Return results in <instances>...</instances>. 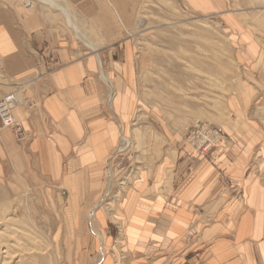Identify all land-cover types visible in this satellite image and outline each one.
<instances>
[{"label": "crops", "instance_id": "0c3cea01", "mask_svg": "<svg viewBox=\"0 0 264 264\" xmlns=\"http://www.w3.org/2000/svg\"><path fill=\"white\" fill-rule=\"evenodd\" d=\"M69 1L96 41V52L80 50L60 30L57 36L53 22L39 13L15 1L0 0V95L19 88L29 103L12 110L26 133L24 141H16L10 129L0 128V187L15 193L45 192L54 207L59 197L69 223H81L99 206L106 176L114 175L110 162L114 158L113 163L118 162L113 154L121 143L120 134L129 137L137 75L151 70L156 59L151 53L135 59L129 33L136 0ZM186 2L201 14L220 6L216 0H210L209 7ZM101 71L114 84L111 106ZM242 84L237 97L230 100L235 113L253 98L252 87ZM221 132L223 144L229 139L234 146L235 140L223 128ZM240 137L244 144L234 158L229 154L233 146L198 158L185 141L173 138L171 174L165 160L140 174L139 188H132L120 204L124 228L128 223L129 264H147L144 256L151 254H157L155 264H245L247 255L252 264H264V188L248 164L257 139L249 134ZM121 166L115 164V174ZM164 183L168 187L161 193ZM129 202L131 215L125 208ZM194 208H201L210 222ZM245 220L252 226L242 228ZM138 221L140 235L148 239L159 222L166 224L160 226L157 242L147 239L152 246L146 250L133 243ZM84 232L79 255L87 245L89 250L94 246ZM94 236L104 262L105 240ZM150 236L157 239L156 234ZM172 253L175 257H170Z\"/></svg>", "mask_w": 264, "mask_h": 264}, {"label": "rangeland", "instance_id": "374dc122", "mask_svg": "<svg viewBox=\"0 0 264 264\" xmlns=\"http://www.w3.org/2000/svg\"><path fill=\"white\" fill-rule=\"evenodd\" d=\"M11 1L53 22L57 36L60 30L61 35L80 50L92 51L71 28V24L77 26L97 50L96 41L69 0H56L59 7L68 8L69 17L41 1L32 0L30 6L25 5L23 0ZM216 1L220 3L219 8L201 14L193 10L186 0H136L134 22L129 33L135 59L151 53L156 62L151 70L138 74L135 80L136 100L128 137L131 145L120 151L122 143H118L113 154V157L119 158L115 162L122 166L115 174V158L110 162L114 174L111 191L105 194L109 183L107 175L103 194L106 199L102 197L97 211L88 212L81 223H69L63 215L65 209L58 203L59 197L54 207L46 199L45 192L28 189L15 193L0 187V264H81L80 260L84 262L88 253L95 249L97 251L90 255L86 264H129L125 243L126 238L129 244L128 223L124 228L120 204L132 188H139L140 174L152 170L164 160L167 172L171 174L173 138L185 141L198 158L210 157L223 148L233 146L228 139L208 154H198L187 140L189 130L197 124L205 123L217 129L221 141L223 128L225 134L235 140L229 152L232 158L233 153H239L244 144L241 134L256 137V148L248 164L264 188V0ZM203 2L192 0L196 6L211 5L210 0ZM242 82L252 87L253 98L242 112L235 113L230 100L237 97L243 87ZM4 95H0V99ZM19 97L23 98L22 94ZM164 185L161 193L167 189L168 183ZM125 208L131 215L130 202ZM155 209H160V206L155 205ZM194 209L198 216L210 222L211 218L201 208ZM98 210L101 213L96 214ZM9 216L12 220L6 221ZM163 224L159 222L150 230L148 239L140 235L138 221L139 232L133 242L137 249L150 248L152 245L147 244V239L157 242ZM250 226V220H245L241 227ZM90 228L105 240L104 262L99 253L101 248H97L96 237ZM84 229L94 246L89 250L87 245L79 255L78 244L82 242ZM152 234H156L157 239L151 238ZM5 249L8 250L6 259L2 257ZM12 254L15 260L6 263ZM175 255L172 253L170 257ZM144 259L147 264H155L157 254L144 256ZM251 260L252 257L247 255L244 262L252 264Z\"/></svg>", "mask_w": 264, "mask_h": 264}, {"label": "built area", "instance_id": "2783aa9c", "mask_svg": "<svg viewBox=\"0 0 264 264\" xmlns=\"http://www.w3.org/2000/svg\"><path fill=\"white\" fill-rule=\"evenodd\" d=\"M20 89L5 94L0 99V128H8L12 131L16 141L21 142L26 138V133L20 123L13 117L12 109L14 104L20 102L24 106H29L27 101L19 98ZM188 141L200 155L208 154L213 148L218 146L221 141V135L217 129L209 124H197L189 130Z\"/></svg>", "mask_w": 264, "mask_h": 264}, {"label": "bare ground", "instance_id": "6f19581e", "mask_svg": "<svg viewBox=\"0 0 264 264\" xmlns=\"http://www.w3.org/2000/svg\"><path fill=\"white\" fill-rule=\"evenodd\" d=\"M25 5L27 6H30L31 3H32V0H23ZM36 1V0H35ZM37 1H41L47 5H49L51 8L53 9H56V10H59L60 12H63V14H65L67 17H69V12H68V8L67 7H59L58 4H57V1L56 0H37ZM161 1V0H160ZM64 5H66V3H64ZM70 20V19H69ZM71 23V21H70ZM71 28L75 31H77L78 35H80L79 37L81 39L84 40V42L86 43V46L89 47V49H91L92 51L95 52L96 48H95V44L91 43L87 37L83 34V32L80 31V29L77 27V26H74L71 24ZM97 55V54H96ZM98 58V57H97ZM103 69V68H102ZM101 75V78L102 80L105 82V84L108 86L109 88V91H108V102L110 104V106L112 105V101L115 97V88H114V84H113V81L104 73V72H100L99 73ZM20 96V95H19ZM20 98V97H19ZM14 108L22 105V103L18 102L16 104H14ZM13 108V109H14ZM12 109V110H13ZM22 126V125H21ZM2 128V127H1ZM192 128V127H191ZM120 137H121V143L122 145L119 147L120 148V151L121 150H124L125 148H127L129 145H131V141L126 137L124 136L123 134H120ZM188 140V139H187ZM224 139L222 141H220V143L218 144V146H220L222 143H223ZM137 147V146H135ZM123 182V181H122ZM128 182V181H127ZM125 184V183H124ZM111 186H112V174L110 173L109 174V183H108V187H107V190H106V195L109 194V192L111 191ZM106 199V197L104 198V200ZM103 200V201H104ZM106 204H109V203H106ZM111 205V203L109 204ZM108 205V206H109ZM111 209V208H110ZM93 215V212L90 214V216ZM12 220V216H9L8 218H6V221H11ZM2 225V224H1ZM17 239V238H16ZM2 257H4V259H6V256L8 257V250H3L2 251ZM29 252V251H28ZM15 253V252H14ZM14 256L15 255H9V259H7L6 263H10L13 259H14ZM100 256L101 257H104V253L103 252H100ZM222 257V256H221ZM15 260V259H14ZM26 260V259H25ZM4 261V260H3ZM17 261V260H16ZM19 261V260H18ZM17 263V262H16Z\"/></svg>", "mask_w": 264, "mask_h": 264}]
</instances>
